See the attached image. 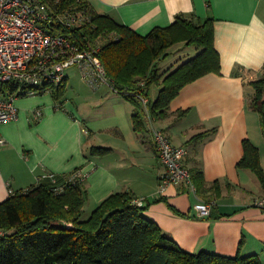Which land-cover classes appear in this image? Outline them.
I'll list each match as a JSON object with an SVG mask.
<instances>
[{
	"label": "crops",
	"instance_id": "1",
	"mask_svg": "<svg viewBox=\"0 0 264 264\" xmlns=\"http://www.w3.org/2000/svg\"><path fill=\"white\" fill-rule=\"evenodd\" d=\"M86 1L95 12L142 35L171 25L178 15L213 19L221 71L186 85L172 100L167 117L156 119L148 113L146 127L137 130L131 100L110 85L93 88L80 69L71 66L61 105L48 92L22 96L17 101L19 119L0 123V136L6 140L0 146V202L11 190L53 182L50 174L60 183L77 171L88 191L84 216L111 194L130 192L144 200V214L183 249L259 254L264 263V210L254 204L264 195V185L251 169L239 165L248 138L259 148L264 169V132L260 114L250 105V82L264 73V0ZM175 47L178 53L171 57L175 52L170 50L159 62L162 71L199 52L184 42ZM159 91L154 85L150 97L155 100ZM154 128L185 147L183 161L191 171H202L205 191L194 193L184 182L161 190L165 167ZM100 146L109 152L94 155L92 149ZM198 202H211V214L201 216L195 209Z\"/></svg>",
	"mask_w": 264,
	"mask_h": 264
},
{
	"label": "trees",
	"instance_id": "2",
	"mask_svg": "<svg viewBox=\"0 0 264 264\" xmlns=\"http://www.w3.org/2000/svg\"><path fill=\"white\" fill-rule=\"evenodd\" d=\"M44 1L55 16L53 32L70 35L82 48L100 47L98 55L114 87L135 105L137 130L146 127L148 113L156 119L167 117L172 100L186 85L221 71L211 18L178 15L171 25L142 35L110 15L95 12L86 0ZM73 9L85 10L90 20L67 27L58 16ZM180 42L196 46L199 52L175 69L162 71L159 62ZM154 85L160 86L155 100L150 97ZM250 86L254 90L250 105L260 114L264 132V73ZM64 93V83L54 88L58 105ZM243 144L239 165L251 169L264 185L259 148L248 138ZM109 150L94 147L92 153L105 155ZM73 174L60 183L16 190L0 202V264H264L259 254L228 256L183 249L144 214L145 206L136 204L137 197L130 192L111 194L84 217L88 191L83 177L70 180ZM192 177L196 192L205 191L202 171H192Z\"/></svg>",
	"mask_w": 264,
	"mask_h": 264
},
{
	"label": "built area",
	"instance_id": "3",
	"mask_svg": "<svg viewBox=\"0 0 264 264\" xmlns=\"http://www.w3.org/2000/svg\"><path fill=\"white\" fill-rule=\"evenodd\" d=\"M54 1L59 3L61 0ZM51 8L44 0H0V123L19 119L17 101L20 97L52 93L64 83L66 71L71 66H77L93 88L110 85L118 91L98 55L99 46L82 48L70 35L51 30L55 22ZM58 19L70 28L90 20L83 9L67 10L59 14ZM36 113L40 116L42 110ZM153 134L160 161L165 167L160 178L161 190L174 182H184L196 193L192 171L183 161L187 153L185 147L174 144L161 128H154ZM5 143L0 136V146ZM79 174L75 172L70 180H76ZM49 177L57 182L54 174ZM134 202L140 206L144 204L139 197ZM254 204L264 210V195L256 197ZM195 209L201 216H207L211 214L213 204L198 202Z\"/></svg>",
	"mask_w": 264,
	"mask_h": 264
},
{
	"label": "rangeland",
	"instance_id": "4",
	"mask_svg": "<svg viewBox=\"0 0 264 264\" xmlns=\"http://www.w3.org/2000/svg\"><path fill=\"white\" fill-rule=\"evenodd\" d=\"M180 43H183V42H180ZM175 46V45H174ZM179 46V45H178ZM194 47H196V46H194ZM177 49H178V47H175L174 49H172V47L169 49V51L170 50H172L173 52H175L174 54H171L170 56L171 57H173L176 53H178V51H177ZM155 88V87H154ZM154 92H155V90H154ZM38 94H40V93H38ZM38 94H35V95H38ZM34 96V95H33ZM87 215L88 214H85V216L84 217H87Z\"/></svg>",
	"mask_w": 264,
	"mask_h": 264
}]
</instances>
